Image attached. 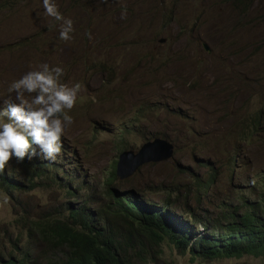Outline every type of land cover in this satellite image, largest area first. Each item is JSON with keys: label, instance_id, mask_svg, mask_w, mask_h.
I'll return each instance as SVG.
<instances>
[{"label": "rangeland", "instance_id": "374dc122", "mask_svg": "<svg viewBox=\"0 0 264 264\" xmlns=\"http://www.w3.org/2000/svg\"><path fill=\"white\" fill-rule=\"evenodd\" d=\"M56 3L73 20L67 41L42 0H0V109L15 100L10 84L42 63L62 67V83L81 85L61 154L33 159L45 166L35 186L0 190V256L46 264L57 251L32 221L62 220L71 202L103 206L122 149L136 153L149 139L170 142L172 157L116 180L121 190L155 203L170 197L188 220L193 212L220 225L226 210L264 198V0ZM145 245L131 264H264L250 255L203 260L168 241Z\"/></svg>", "mask_w": 264, "mask_h": 264}, {"label": "trees", "instance_id": "16d2710c", "mask_svg": "<svg viewBox=\"0 0 264 264\" xmlns=\"http://www.w3.org/2000/svg\"><path fill=\"white\" fill-rule=\"evenodd\" d=\"M116 163L105 181L103 206L93 210L71 202L66 204L67 213L58 214L62 220L43 217L32 221L31 227L43 242L57 251L46 264H131L132 257L142 255L145 243L160 245L164 241L203 260L244 255L264 258V198L245 202L244 208L233 212L226 210L224 225L206 223L193 212L188 220L173 209L178 202L170 197L155 203L143 191L121 190L116 184ZM42 168L45 166L34 160L19 163L14 158L0 173V190L14 194L31 188L41 179ZM212 181L197 182V190L205 191ZM68 193L74 197L73 192ZM0 264L35 263L27 256H0Z\"/></svg>", "mask_w": 264, "mask_h": 264}, {"label": "clouds", "instance_id": "9594fccd", "mask_svg": "<svg viewBox=\"0 0 264 264\" xmlns=\"http://www.w3.org/2000/svg\"><path fill=\"white\" fill-rule=\"evenodd\" d=\"M42 4L47 16L61 22L60 39H71L73 20L60 12L56 0H42ZM63 73L60 66L42 63L10 84L8 91L15 93V100L4 101L6 107L0 109V173L13 158L19 163L37 157L55 161L61 154L62 137L74 123L69 113L81 88L79 83H62Z\"/></svg>", "mask_w": 264, "mask_h": 264}, {"label": "water", "instance_id": "95a60500", "mask_svg": "<svg viewBox=\"0 0 264 264\" xmlns=\"http://www.w3.org/2000/svg\"><path fill=\"white\" fill-rule=\"evenodd\" d=\"M205 49H207L206 46ZM172 155L173 145L170 142L165 139L154 138L144 143L136 153L133 150H125L118 156L115 169L116 176L119 180H124L141 165L165 161Z\"/></svg>", "mask_w": 264, "mask_h": 264}]
</instances>
